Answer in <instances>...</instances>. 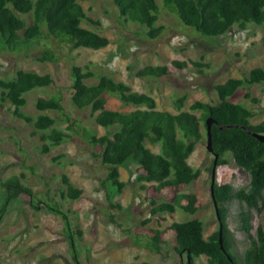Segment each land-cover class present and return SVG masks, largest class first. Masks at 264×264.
<instances>
[{
    "label": "rangeland",
    "instance_id": "1",
    "mask_svg": "<svg viewBox=\"0 0 264 264\" xmlns=\"http://www.w3.org/2000/svg\"><path fill=\"white\" fill-rule=\"evenodd\" d=\"M87 16L98 24L83 19L81 25L95 30L108 38V44L99 49L72 48L67 42L53 36L9 49L0 43V78L14 76L23 69L39 74H50L53 83L46 88L26 94L22 111L37 114L35 101L38 97L55 95L60 98L63 111H48L55 119L52 128L68 133L59 144L42 152L41 134L50 130L36 131L30 123L14 116L6 103H0V204L1 183L17 177V185H11L12 200L6 205L0 219V264H72L67 237L63 232L61 217L47 209L55 205L67 214L74 228L82 230L76 247L81 264H180L179 254L173 249L175 234L165 230L173 221L198 218L203 222V236L217 228V219L210 196V167L213 154L206 149L205 128L201 124L202 139L188 157V162L199 170V176L190 184L180 187L182 192L196 196V211L189 214L176 207L172 213L152 215L155 205L171 201L170 192H156L155 182L139 179L140 170L132 161L119 167V178L124 185L120 191L107 181V169L97 157L99 146L92 145L85 130L101 135L106 129L97 125L90 109L76 108L70 97L71 68L78 65L91 69L95 76L85 79L88 84L97 81L99 74H107L114 80L129 85L133 90L152 95L160 110L177 113L175 100L184 97L181 110H188L196 100L214 105L218 96L214 85L229 77H243L264 61V25L247 24L241 29L236 24L217 37H205L194 28L183 25L176 16L170 0H158L159 11L156 25L162 32L155 38L135 23L124 22L112 0H79ZM27 25L32 23L29 14L21 15ZM49 50L51 60L38 57ZM193 60L207 66L188 64L162 77H136L135 72L147 64H169L172 60ZM248 92L250 97H245ZM252 98L257 99L253 102ZM234 103L249 108L252 124L264 119V83L238 88L232 97ZM106 107L128 112L134 107L123 104L119 98L106 93ZM197 116L200 110L194 111ZM65 116L75 120L77 130L67 129ZM157 150V147H151ZM82 189L77 199L61 195L65 189L61 176ZM249 175L233 161L217 166L215 181L229 183L233 190L247 188ZM30 188L34 198L23 193L20 186ZM32 204H37L34 209ZM247 210L244 202L233 199L227 203L226 221L241 250L247 244L239 225L238 212ZM251 232L255 234L261 224V212L250 210ZM150 229H158L166 243L160 252L149 243L153 240ZM182 264H187L182 255ZM193 264H208L201 256Z\"/></svg>",
    "mask_w": 264,
    "mask_h": 264
},
{
    "label": "trees",
    "instance_id": "2",
    "mask_svg": "<svg viewBox=\"0 0 264 264\" xmlns=\"http://www.w3.org/2000/svg\"><path fill=\"white\" fill-rule=\"evenodd\" d=\"M170 1L179 21L194 28L201 36H220L235 24L241 29L247 24L264 25V0ZM112 2L124 22L144 27L150 38H155L162 32L163 26L155 24L159 11L158 0ZM24 14L31 16V24L27 25L21 17ZM83 19L98 24V21L87 16L79 0H0V43L15 50L44 35L67 42L72 48L96 50L105 47L109 42L108 38L82 26ZM262 43L264 44V36ZM52 58L49 50L38 57L41 61ZM189 63L207 66L193 60L175 59L169 64L144 65L135 72V76L162 77L173 68L182 69ZM70 75L73 105L76 108L88 107L95 123L106 129L101 135L85 130L89 142L99 146L97 157L107 169L105 179L120 191L124 183L119 178V167L132 161L140 170L139 179L155 182L153 188L156 192L171 193V201L161 202L150 209L152 215L172 213L176 207L189 214L196 211L195 194L182 192L180 187L190 184L199 176V170L190 165L188 157L202 139L201 124L206 133L205 119L212 117L216 122L210 128L211 146L218 154L216 166L226 164L231 159L236 166L248 173L247 188L233 190L229 183L215 181L213 189L219 219L217 228L207 237L203 236V222L196 217L173 221L165 230L170 229L175 234L173 249L180 256V264L182 255H185L187 264H193L201 256L206 258L208 264H264V142L246 130L264 135V119L252 124V111L229 99L240 87L264 83V61L243 77H229L215 84L213 88L219 100L214 105L196 100L189 105L188 110H181L184 97L176 99L177 113L158 109L152 95L133 90L107 74H99L95 83L88 84L85 79L95 76L94 72L74 64ZM52 83V76L48 73L39 74L23 69L16 70L12 77L0 78V103L8 104L12 114L25 123H30L34 130H50L49 133L40 135V140L44 142L41 148L44 153L50 150V146L59 145L68 136V133L52 128L55 119L47 114L48 111H63L60 98L55 95L38 97L34 104L37 110L35 116L25 113L21 108L26 104L27 93L46 88ZM106 93L116 95L123 104L134 108L128 112L107 108ZM245 97H250V94L246 92ZM252 101L257 102V99L252 98ZM196 110L201 111L200 116L194 113ZM65 119L68 122L67 129L76 131L78 124L75 120L69 116H65ZM218 124L234 126L220 128ZM151 147H157V150ZM61 179L65 184L61 195L69 199L79 198L82 189L71 184L66 175H62ZM17 184V177L8 178L1 183L0 219L6 205L12 200L10 186ZM20 188L23 193L34 198L30 188ZM233 199L244 202L247 206V210L238 212L239 228L247 240L241 250L234 246L235 240L226 221L227 203ZM29 202L34 209L39 208L37 204H32V199ZM47 209L61 217L72 264H81L76 241L81 237L82 230L74 228L67 214L57 206L47 205ZM251 209L261 212V224L257 226L255 234L251 232ZM218 223H221L223 249L219 245ZM149 231L153 233L149 246L160 252L161 245L168 240L161 235L165 231L150 229L147 232Z\"/></svg>",
    "mask_w": 264,
    "mask_h": 264
},
{
    "label": "water",
    "instance_id": "3",
    "mask_svg": "<svg viewBox=\"0 0 264 264\" xmlns=\"http://www.w3.org/2000/svg\"><path fill=\"white\" fill-rule=\"evenodd\" d=\"M213 123H216L215 120L212 118V117H207L205 119V126H206V149L213 154V161H212V167H211V181H210V186H209V189H210V196H211V200H212V203H213V207H214V210H215V215H216V219L218 221L219 219V214H218V205H217V201L216 199L214 198V189H213V186H214V183H215V169H216V165H217V157H218V154L216 152L213 151L212 149V146H211V136H210V128H211V125ZM218 126L220 128H226V127H232L234 125H226V126H223V125H220L218 124ZM248 133H250L252 136L256 137L259 141L261 142H264V135L263 134H258V133H255V132H251L250 130L246 129ZM219 225V245H220V248L223 249V246H222V236H221V223H218ZM187 260L189 261V258L187 257Z\"/></svg>",
    "mask_w": 264,
    "mask_h": 264
}]
</instances>
